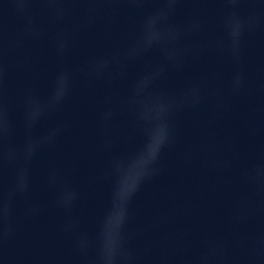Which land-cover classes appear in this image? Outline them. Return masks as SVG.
I'll use <instances>...</instances> for the list:
<instances>
[{"label":"clouds","instance_id":"clouds-1","mask_svg":"<svg viewBox=\"0 0 264 264\" xmlns=\"http://www.w3.org/2000/svg\"><path fill=\"white\" fill-rule=\"evenodd\" d=\"M155 153V152H154ZM154 153H153V155H154ZM135 186V184H133V185H131V187H134ZM128 190H129V187L126 189V193L128 192ZM125 193V194H126Z\"/></svg>","mask_w":264,"mask_h":264}]
</instances>
